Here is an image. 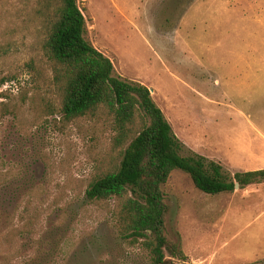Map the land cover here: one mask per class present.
Returning a JSON list of instances; mask_svg holds the SVG:
<instances>
[{
	"label": "rangeland",
	"instance_id": "1",
	"mask_svg": "<svg viewBox=\"0 0 264 264\" xmlns=\"http://www.w3.org/2000/svg\"><path fill=\"white\" fill-rule=\"evenodd\" d=\"M39 2L0 0V264H153L119 203L86 196L121 148L111 118L62 116ZM78 5L86 38L153 91L184 155L232 177L264 170V0ZM165 192L186 264H264V182L213 196L175 171Z\"/></svg>",
	"mask_w": 264,
	"mask_h": 264
},
{
	"label": "trees",
	"instance_id": "2",
	"mask_svg": "<svg viewBox=\"0 0 264 264\" xmlns=\"http://www.w3.org/2000/svg\"><path fill=\"white\" fill-rule=\"evenodd\" d=\"M38 14L45 29L42 51L53 69V84L67 120L108 117L121 157L89 185L91 201L115 200L126 237L141 241L153 264H186L180 235L171 238V214L165 186L175 171L189 176L207 195L234 193L264 182V170L236 173L183 144L145 85L120 76L110 58L86 38V19L78 0H41ZM5 81H2V83ZM5 97V94L1 95Z\"/></svg>",
	"mask_w": 264,
	"mask_h": 264
},
{
	"label": "water",
	"instance_id": "3",
	"mask_svg": "<svg viewBox=\"0 0 264 264\" xmlns=\"http://www.w3.org/2000/svg\"><path fill=\"white\" fill-rule=\"evenodd\" d=\"M150 92L152 93L153 91L150 90ZM239 188H240L239 184H236V190L239 189Z\"/></svg>",
	"mask_w": 264,
	"mask_h": 264
}]
</instances>
